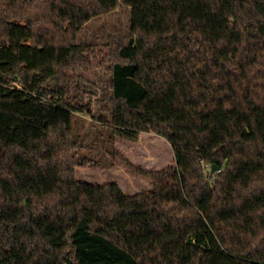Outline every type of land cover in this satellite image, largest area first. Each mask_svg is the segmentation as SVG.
<instances>
[{
  "label": "trees",
  "instance_id": "16d2710c",
  "mask_svg": "<svg viewBox=\"0 0 264 264\" xmlns=\"http://www.w3.org/2000/svg\"><path fill=\"white\" fill-rule=\"evenodd\" d=\"M118 4L0 0V264H264V0H134L126 44L76 42ZM97 89L112 136L171 143L152 189L75 177Z\"/></svg>",
  "mask_w": 264,
  "mask_h": 264
},
{
  "label": "rangeland",
  "instance_id": "374dc122",
  "mask_svg": "<svg viewBox=\"0 0 264 264\" xmlns=\"http://www.w3.org/2000/svg\"><path fill=\"white\" fill-rule=\"evenodd\" d=\"M133 1L119 0L114 10L87 21L76 42L96 50H105L111 43L126 44L132 37ZM78 73L99 86L108 80L103 67L80 69ZM99 90L84 94L85 101L91 103V112H77L73 119L74 136L80 142L76 152L83 161L75 167V177L90 183L116 182L129 195L152 189L149 172L176 163L171 143L152 131L141 132L137 140L112 136L106 122L94 116H107L106 111L99 110ZM206 170L210 165L206 164Z\"/></svg>",
  "mask_w": 264,
  "mask_h": 264
},
{
  "label": "water",
  "instance_id": "95a60500",
  "mask_svg": "<svg viewBox=\"0 0 264 264\" xmlns=\"http://www.w3.org/2000/svg\"><path fill=\"white\" fill-rule=\"evenodd\" d=\"M217 169H219V166L216 165V164H213L211 170L214 172V171H216Z\"/></svg>",
  "mask_w": 264,
  "mask_h": 264
}]
</instances>
